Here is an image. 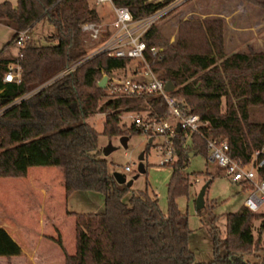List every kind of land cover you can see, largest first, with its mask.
Returning a JSON list of instances; mask_svg holds the SVG:
<instances>
[{"label":"trees","instance_id":"trees-1","mask_svg":"<svg viewBox=\"0 0 264 264\" xmlns=\"http://www.w3.org/2000/svg\"><path fill=\"white\" fill-rule=\"evenodd\" d=\"M175 1L114 3L129 7L134 18L140 19ZM96 6L93 0L0 3V23L15 31L12 42L20 31L32 29L44 18L57 29L47 44H37L30 37L16 58L0 55V177H26L34 166L60 167L67 196L95 192L104 197L102 212H68L76 217V252L66 255V264H264V255L255 256L256 262L248 259L258 251L264 253L254 236V220H262L263 230L264 214L256 215L245 205L227 214L225 238L216 227L210 228L213 260L196 261L189 246V219L177 204L179 196L188 195L190 186L182 172L191 153L180 145L183 136L175 139L179 154L171 164L167 214L148 189L135 193L117 182L102 158L100 133L88 119L105 113L104 135L130 137L143 130L134 123L121 125L123 113L135 111L159 121L167 103L157 94L111 97L107 88L98 85L104 75L134 72L143 64L132 69V59L106 52L86 59L82 24L101 21ZM142 39L154 73L174 83L171 96L204 122L203 135L192 136L196 153L209 154L208 138L228 139L233 154L245 160L264 146V51L250 47L227 54L225 21L217 17L182 22L175 43L163 37L156 23ZM152 48L158 52L153 54ZM10 64L20 66V82L4 81ZM243 138L248 139L251 151ZM260 172L264 177V166ZM1 237L11 246L4 247L0 241V254L20 253L7 237Z\"/></svg>","mask_w":264,"mask_h":264},{"label":"rangeland","instance_id":"rangeland-1","mask_svg":"<svg viewBox=\"0 0 264 264\" xmlns=\"http://www.w3.org/2000/svg\"><path fill=\"white\" fill-rule=\"evenodd\" d=\"M4 1L17 4V0H0V3ZM247 2L252 12L264 13V2H257V0L256 2ZM239 3L240 0H177L166 7L164 15L156 22V27L165 39L170 43H175L180 35L182 22L222 18L218 15L238 8ZM96 8L101 17L100 23L109 24L112 20L110 5L105 4L96 6ZM31 33L37 44H47V38L55 35L57 29L44 18L37 22ZM109 37V32L103 33L101 39L96 41L91 40L87 35L84 36L88 55L103 46ZM12 38V29L0 23V53L5 49L4 45H8V52H5L8 57L18 55L19 46L14 41L12 42ZM242 42L239 40L235 41L233 46H226L227 54L242 49L241 44L245 45L247 39ZM137 64V61H132L130 67L133 69ZM115 75L119 77L134 76L130 71L125 74V70H120ZM223 110H225V106ZM137 115L141 114L135 111L123 113L121 125L131 126ZM105 118V113H96L88 119V122L100 133L99 148L102 158L108 161L113 173L120 172L125 174L128 180H133L131 186L133 192L140 193L148 189L151 196L157 195L161 209L167 214L169 208L168 186L173 168L170 163L165 165L160 163L165 152L164 138L156 136L151 131L148 132V135L144 132L136 133L129 137L128 146L125 147L121 143L122 136L111 138L103 134ZM110 144L114 149L109 154H105L104 149ZM187 144L186 150L195 152L192 139H188ZM142 154L145 155L143 160L145 172L139 170ZM126 166H130L131 171H126ZM182 172L184 176L188 177L189 193L179 196L177 204L189 219L191 230L189 246L194 252L197 262L210 263L213 260L210 228L216 227L220 236L225 238L227 235V214L236 212L244 205L250 190L245 188L241 182L233 181L226 174L224 168L212 162L209 159V154L206 155L202 152H197L192 156ZM208 181L211 183L205 194V206L198 209L196 206L197 197ZM104 209V197L99 193L76 192L67 196L64 171L60 167L34 166L29 169L26 177H0V217L5 222L14 225V227H10V230L0 227V235L7 237L19 250L21 247L15 242V239L29 247L32 245L31 241L34 240L37 243L35 245H37L38 253L32 262L22 255V250L14 256H7L3 253L0 254V264H13L15 257H22L19 261L20 264L29 262L66 264V255H74L76 252V217L68 212H102ZM261 223V219L254 220V236L256 241L260 240V246L264 249V229H261ZM13 229L19 230V234L17 235L16 231L12 232ZM1 236L0 241L5 244L4 240L6 239ZM9 246H11L10 243L5 244L4 247L8 248ZM0 251L3 250L0 248ZM257 255L262 258L264 253L258 251L256 255H251L248 259L256 262L258 261L255 258Z\"/></svg>","mask_w":264,"mask_h":264},{"label":"built area","instance_id":"built-area-1","mask_svg":"<svg viewBox=\"0 0 264 264\" xmlns=\"http://www.w3.org/2000/svg\"><path fill=\"white\" fill-rule=\"evenodd\" d=\"M93 1L98 6L109 4L112 9L113 18L109 24L104 25L93 21L82 24V31L93 41L100 40L102 34L105 32H109L110 34L105 44L91 55H88L86 59L106 52L109 56L130 58L132 61L143 64L140 68L136 69L137 72L132 77L127 75L122 77L117 75L108 76L107 94L111 97L136 94H157L162 96L167 103L164 117L156 121L142 115H137L133 123L141 127L146 135L151 131L156 136L164 138L165 152L160 163L162 165L172 164L178 158L175 139L179 135L183 136L180 145L186 149L188 145L187 140L192 139L194 134L203 135L201 127L204 125V122L199 114L190 113L187 108L174 99L170 92L166 90V82L157 77L147 61V44L142 39V36L164 15L166 7L172 5L174 2L146 17L135 19L129 7L116 5L114 0ZM28 39H30L29 28L20 31L14 42L20 48ZM151 50L153 54L158 52L157 48H152ZM4 81L20 82V66L10 64ZM207 147L209 149V159L212 162L224 168L226 174L233 181L241 182L248 186L250 194L245 199L244 205L254 214L263 215L264 177L260 169L264 166V146L254 151L249 160L235 156L228 139L218 140L208 138ZM125 170L131 171V167L126 166Z\"/></svg>","mask_w":264,"mask_h":264},{"label":"crops","instance_id":"crops-1","mask_svg":"<svg viewBox=\"0 0 264 264\" xmlns=\"http://www.w3.org/2000/svg\"><path fill=\"white\" fill-rule=\"evenodd\" d=\"M158 1H161V0H158ZM247 1L256 2V0H240L238 8L232 9L231 11H228V12H225V13L218 15V16L222 17L225 21L226 46H233L235 41L241 40V42H242V40L246 41V39H247V43H245V45L241 44L242 49H238V51L235 50V51H233V53L245 52L250 47L254 48L257 51H263L264 50V13L260 14V12L259 13L252 12L249 4H247L248 3ZM258 1L264 2L263 0H257V2ZM14 5H16V3H14ZM110 18H113V13L110 14ZM34 26L32 27V29L34 28ZM10 29H12V28L10 27ZM32 29H30V37L31 38H33V35L31 33ZM12 31H13V36H14V34H15L14 29H12ZM4 46H5V49L0 53V55L2 57L13 59V58H16L18 56V55L12 56V57L6 56L5 54L8 52L9 47H8V45H4ZM244 49H246V50L244 51ZM17 54H19V49L17 51ZM130 72L132 73L133 71H130ZM136 72H137V70L136 71L134 70L133 74H136ZM125 73H127V72L125 71ZM243 141L246 142V146H247L248 150L251 151V146H250L248 139L243 138ZM238 144H239V142L237 141L235 146ZM195 154H196V152L191 151L190 158L192 156H194ZM252 154H251V156H252ZM251 156H250V158H251ZM0 227H4L5 229L10 230V227H14V225L11 223L5 222V220L2 217H0ZM14 231H16L17 235L19 234V232H18L19 230L17 231V229H13L12 232H14ZM15 242L21 247L20 252L22 250V255L24 257H26L27 260H30V262H32V259L36 258L38 253H37V248H36L37 245H35V244H37V243L34 240L31 241L32 245L30 247L26 246L23 242H19L18 239H15ZM20 259H22V257H15L13 259L12 263L13 264H20L19 263ZM27 260H25V261L27 262ZM30 262L28 264H35V263H30Z\"/></svg>","mask_w":264,"mask_h":264},{"label":"water","instance_id":"water-1","mask_svg":"<svg viewBox=\"0 0 264 264\" xmlns=\"http://www.w3.org/2000/svg\"><path fill=\"white\" fill-rule=\"evenodd\" d=\"M107 82H108V75H104L102 77V79L99 81L98 85L101 87V88H106L107 87ZM165 88L167 91L169 92H172L174 91L175 89V86H174V83L169 80L166 82V85H165ZM179 130V128H178ZM128 141H129V136H122L121 137V143L127 147L128 146ZM114 148L112 147V144H110L109 146H107L105 149H104V153L105 154H109ZM179 154V152H178ZM145 158V155L142 154L140 156V164H139V170L140 172H145L146 169H145V166H144V163H143V160ZM114 176L117 180V182H119L120 184H126L128 187H131L132 184H133V180H128L126 175L125 174H122L120 172H115L114 173ZM209 182H207L203 188L201 189L198 197H197V200H196V206L198 209H201L205 206V194H206V191H207V188L209 186Z\"/></svg>","mask_w":264,"mask_h":264}]
</instances>
